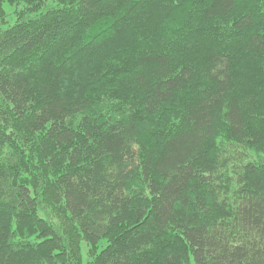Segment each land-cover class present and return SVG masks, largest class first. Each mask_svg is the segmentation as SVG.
Returning <instances> with one entry per match:
<instances>
[{"label":"trees","instance_id":"16d2710c","mask_svg":"<svg viewBox=\"0 0 264 264\" xmlns=\"http://www.w3.org/2000/svg\"><path fill=\"white\" fill-rule=\"evenodd\" d=\"M6 3L0 264H264V0Z\"/></svg>","mask_w":264,"mask_h":264},{"label":"rangeland","instance_id":"374dc122","mask_svg":"<svg viewBox=\"0 0 264 264\" xmlns=\"http://www.w3.org/2000/svg\"><path fill=\"white\" fill-rule=\"evenodd\" d=\"M5 9L7 11V20L6 22L4 23H1L0 22V27L1 28H6L8 27L10 24H13L14 23V20H15V17H14V14H13V10H14V6L6 3L5 4ZM85 251H86V246L84 245L83 246V255L85 254ZM86 257V256H85Z\"/></svg>","mask_w":264,"mask_h":264}]
</instances>
